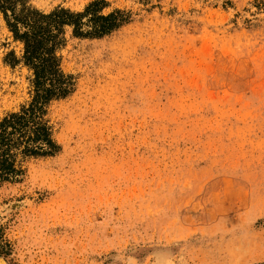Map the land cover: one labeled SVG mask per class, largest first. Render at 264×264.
<instances>
[{"label": "rangeland", "instance_id": "obj_1", "mask_svg": "<svg viewBox=\"0 0 264 264\" xmlns=\"http://www.w3.org/2000/svg\"><path fill=\"white\" fill-rule=\"evenodd\" d=\"M19 3L120 24L63 26L58 149L0 182V260L264 264V0ZM23 50L0 11V121L33 97Z\"/></svg>", "mask_w": 264, "mask_h": 264}, {"label": "trees", "instance_id": "obj_2", "mask_svg": "<svg viewBox=\"0 0 264 264\" xmlns=\"http://www.w3.org/2000/svg\"><path fill=\"white\" fill-rule=\"evenodd\" d=\"M21 1L0 0V11L14 38L24 45L22 60L33 71V97L27 107L7 114L0 121V182L12 179L21 172L16 167L21 157L52 155L58 149L43 115L46 104L65 97L71 91L70 76L62 72L55 54L63 41V26H73L77 36H102L120 24L115 21L119 11L106 16L93 15L100 23L84 33L79 22L84 13L56 9L44 14L24 7L19 3ZM18 4L22 9L17 13ZM97 4V1L90 3L85 12L93 11Z\"/></svg>", "mask_w": 264, "mask_h": 264}, {"label": "bare ground", "instance_id": "obj_3", "mask_svg": "<svg viewBox=\"0 0 264 264\" xmlns=\"http://www.w3.org/2000/svg\"><path fill=\"white\" fill-rule=\"evenodd\" d=\"M0 264H5V263H3V261H2V260H0Z\"/></svg>", "mask_w": 264, "mask_h": 264}]
</instances>
